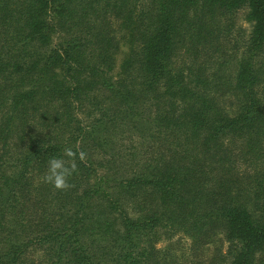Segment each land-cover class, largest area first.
I'll return each mask as SVG.
<instances>
[{"label":"trees","instance_id":"trees-1","mask_svg":"<svg viewBox=\"0 0 264 264\" xmlns=\"http://www.w3.org/2000/svg\"><path fill=\"white\" fill-rule=\"evenodd\" d=\"M0 264H264V0H0Z\"/></svg>","mask_w":264,"mask_h":264},{"label":"clouds","instance_id":"clouds-1","mask_svg":"<svg viewBox=\"0 0 264 264\" xmlns=\"http://www.w3.org/2000/svg\"><path fill=\"white\" fill-rule=\"evenodd\" d=\"M64 155L69 158L66 164L61 158H52L48 161L47 173L43 180L46 183H51L55 189H66L70 187L67 182V177L77 170L75 159L83 161L85 153L83 151L74 152L71 147L64 149Z\"/></svg>","mask_w":264,"mask_h":264},{"label":"rangeland","instance_id":"rangeland-1","mask_svg":"<svg viewBox=\"0 0 264 264\" xmlns=\"http://www.w3.org/2000/svg\"><path fill=\"white\" fill-rule=\"evenodd\" d=\"M238 24H240V25L243 26V28L246 30V33L249 31V25H248V24H245V23L242 21V19H241V15H239V17H238ZM120 57H121V55H120ZM161 245H162V243L159 244V246H161Z\"/></svg>","mask_w":264,"mask_h":264}]
</instances>
